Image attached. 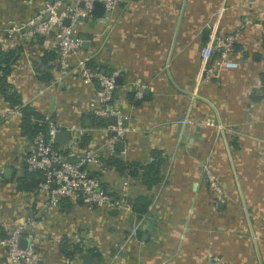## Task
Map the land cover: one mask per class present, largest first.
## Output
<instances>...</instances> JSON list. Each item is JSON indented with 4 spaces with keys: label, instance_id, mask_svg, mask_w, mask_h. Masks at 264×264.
Returning <instances> with one entry per match:
<instances>
[{
    "label": "crops",
    "instance_id": "0c3cea01",
    "mask_svg": "<svg viewBox=\"0 0 264 264\" xmlns=\"http://www.w3.org/2000/svg\"><path fill=\"white\" fill-rule=\"evenodd\" d=\"M39 2L0 0V46L15 54L7 82L21 104L46 119L82 126L86 146L136 167L135 174L109 164L85 167L110 196L126 178L127 199L147 195L149 201L143 215L133 208L88 209L78 197L45 207L36 185L17 187L30 138L20 127L18 105L0 93V237L21 220L20 244L33 233L38 264H264V0H117L109 9L103 5L100 16H81L80 53L89 55L93 68L118 70L113 102L128 127L121 137L106 118L98 126L91 120L92 82L74 71L57 76L51 35L3 33L8 19H26ZM219 10V25L209 30L206 21ZM227 34L232 40L225 56L213 48L200 68V46ZM44 51L54 52L45 63ZM153 153L159 180L147 188L139 165ZM205 168L219 191L209 186ZM253 234L261 239L255 251ZM63 237L81 249L65 256ZM83 251L91 253L89 263ZM4 252L0 242V264Z\"/></svg>",
    "mask_w": 264,
    "mask_h": 264
},
{
    "label": "built area",
    "instance_id": "2783aa9c",
    "mask_svg": "<svg viewBox=\"0 0 264 264\" xmlns=\"http://www.w3.org/2000/svg\"><path fill=\"white\" fill-rule=\"evenodd\" d=\"M82 1V5L78 2ZM94 0H41L34 13L7 28L8 33L22 32L30 35H51L56 50L55 62L57 76H64L69 72H76L82 80L94 84V105L90 108V114L97 118L115 116L114 124L106 125L114 129V134L121 137L127 130V115L113 102V93L117 86L116 77L118 70L110 68L100 71L87 64L89 55L80 53L82 37L77 31L78 16L91 15V7ZM106 9L111 8L117 0H99ZM68 18V23H63V18ZM24 28V31H20ZM232 36L227 34L217 38L213 47L218 49L219 58L222 59L229 50ZM213 40L209 39L199 48L198 58L200 68L208 61L212 51ZM219 46V47H218ZM260 62L264 69V48L260 54ZM138 83V80H136ZM134 95H140L137 88ZM264 95V92H263ZM98 126V124H95ZM56 129H65L68 138L65 143L54 146L52 134ZM84 132L80 125L60 124L52 119H47L46 131H38L30 138V149L25 155L26 168L38 170L40 178L36 182L35 189H40L45 194L42 203L45 207L58 206L61 200H74L77 197L91 209L93 206L122 207L132 210V203L127 199L128 184L126 178L121 181L119 190L114 196H110L100 185V179L96 174L89 173L85 168L88 164H94L98 168L104 165L102 157L109 154L98 148L80 147L79 136ZM114 135V136H115ZM73 158V162L68 160ZM81 166V167H80ZM210 187L219 191L216 182L208 175ZM23 222L19 220L11 226L7 233L0 237V242L5 246L3 264H38L34 252L33 233L26 232L27 243L19 244L21 233L25 230ZM137 224L132 227L135 233Z\"/></svg>",
    "mask_w": 264,
    "mask_h": 264
},
{
    "label": "trees",
    "instance_id": "16d2710c",
    "mask_svg": "<svg viewBox=\"0 0 264 264\" xmlns=\"http://www.w3.org/2000/svg\"><path fill=\"white\" fill-rule=\"evenodd\" d=\"M54 52L44 51L41 57L43 63L49 57H53ZM15 54L12 48L3 49L0 46V93L3 95V98L7 100L10 104L18 105L21 112V121L20 127L22 131L27 134L29 138L33 137L38 131H46L47 128V119L37 112L33 107L28 104H21L20 96L18 92L12 88V86L6 80V74L9 71V63L14 60ZM87 64L91 66V61L87 60ZM92 67V66H91ZM47 76H45L46 78ZM262 80H264V71L262 73ZM131 93H128L127 97L131 99ZM91 120L95 124H103L105 118H97L91 115ZM89 138L87 132H83L79 136L78 145L80 147L86 146ZM54 146H57V143H52ZM153 152H156L153 150ZM156 154L153 153V159L145 164H140L139 167L142 169L141 173V182L147 187L150 188L152 185L159 180L157 162L159 159L154 157ZM101 160L104 164H109L113 166L117 171L127 170L131 174H135L136 167H133L132 164L125 162L119 157L113 154H107L102 157ZM40 178V173L38 170H25L24 174L16 178L17 187H32L36 185L37 180ZM147 195H138L133 199L132 208L138 215H143L147 204H148ZM60 248L62 253L65 256L71 255L75 250H80L81 246L76 242H67V238L63 237L60 241Z\"/></svg>",
    "mask_w": 264,
    "mask_h": 264
},
{
    "label": "water",
    "instance_id": "95a60500",
    "mask_svg": "<svg viewBox=\"0 0 264 264\" xmlns=\"http://www.w3.org/2000/svg\"><path fill=\"white\" fill-rule=\"evenodd\" d=\"M78 5L81 6L82 5V1H79ZM102 10H103L102 2L99 1V0H94L93 4H92V7H91V10H90L91 14L94 15V16H100L101 13H102ZM79 18H81L80 15L78 16V19ZM63 23H65V24L68 23V18L67 17L63 18ZM82 44L83 45L85 44V40L82 41ZM106 119H107L108 123H110V124H114V122H115V116L114 115L110 114V115H108L106 117ZM88 121H89V118H87V117L83 118V123L84 124H88ZM112 133H114V130H112ZM67 138H68V132L65 129H56L53 132V134H52V142L53 143H57V144L65 143L67 141ZM115 146H116L117 149H121L122 140L121 139H116L115 140ZM68 160L70 162H73V158L72 157H68ZM25 164L26 163L23 162V165H25ZM10 171H11L10 167L5 168L4 171H3V175L4 176H8ZM20 243H21V239L19 240V244ZM116 247L118 248V246H116ZM81 255H82L83 262H85V263H89L90 262V259H91V253L90 252L83 251Z\"/></svg>",
    "mask_w": 264,
    "mask_h": 264
},
{
    "label": "rangeland",
    "instance_id": "374dc122",
    "mask_svg": "<svg viewBox=\"0 0 264 264\" xmlns=\"http://www.w3.org/2000/svg\"><path fill=\"white\" fill-rule=\"evenodd\" d=\"M40 2H41V0H40ZM39 2V5L41 4ZM223 6H224V4H222ZM222 16V10H219V11H217V12H214V11H212V17H211V19L209 20V21H206V26H207V28L209 29V30H211L212 28H214V27H216L217 25H219V20H220V17ZM22 20H24V19H21V20H19V21H15L13 18H10V19H8L7 21H6V24L4 25V27H3V33L4 34H6V36L7 35H11V34H13V33H8V31H7V28H9L12 24H14V23H17V22H21ZM240 22H242L243 24L244 23H249L248 21H247V19H244V20H241ZM207 29V30H208ZM20 31H24V28H20L19 29ZM231 34V33H230ZM29 36L30 34H28V33H25V32H22V35L21 36ZM33 35V34H32ZM215 38V37H214ZM222 38V37H221ZM223 40V39H222ZM216 40H213V42H212V48H216V45H215V47H213V43L215 42ZM219 47V46H218ZM180 120H181V118H179V122H180ZM204 171H205V177H206V180H207V182H208V175H210L211 176V178L214 180V177H213V174L207 169V168H205L204 169ZM215 181V180H214ZM216 182V181H215ZM217 184V183H216ZM211 189L212 190H215L214 188H212L211 187ZM217 195H218V193H217ZM111 208H115V207H111ZM134 226L136 225V223H134L133 224ZM133 225L132 226H130V228H129V230H128V232H127V236L130 238V237H132L133 236V232H132V227H133ZM250 233V232H249ZM249 241L251 242V247H252V250H256L257 248H258V246H259V240H261L259 237H257L256 235H250L249 237ZM214 256V255H213ZM212 256V258H214Z\"/></svg>",
    "mask_w": 264,
    "mask_h": 264
}]
</instances>
